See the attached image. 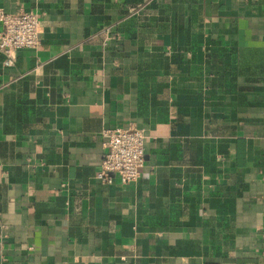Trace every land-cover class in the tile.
I'll use <instances>...</instances> for the list:
<instances>
[{
	"label": "crops",
	"instance_id": "obj_1",
	"mask_svg": "<svg viewBox=\"0 0 264 264\" xmlns=\"http://www.w3.org/2000/svg\"><path fill=\"white\" fill-rule=\"evenodd\" d=\"M21 9L40 43L0 49V264H264V0H0ZM118 127L145 165L103 183Z\"/></svg>",
	"mask_w": 264,
	"mask_h": 264
},
{
	"label": "built area",
	"instance_id": "obj_2",
	"mask_svg": "<svg viewBox=\"0 0 264 264\" xmlns=\"http://www.w3.org/2000/svg\"><path fill=\"white\" fill-rule=\"evenodd\" d=\"M3 29L0 32V49L5 54L4 65L12 66L17 53L23 49H36L40 43V13L21 9L14 13L0 11ZM105 153L98 179L113 183L117 176L122 183L136 181L145 165L144 131L136 127L106 129L103 133Z\"/></svg>",
	"mask_w": 264,
	"mask_h": 264
}]
</instances>
